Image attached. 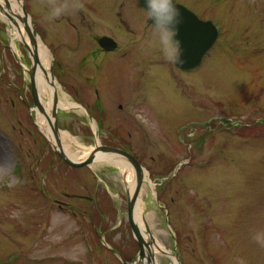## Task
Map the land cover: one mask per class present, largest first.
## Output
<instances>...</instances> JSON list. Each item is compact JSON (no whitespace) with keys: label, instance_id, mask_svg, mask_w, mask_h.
Listing matches in <instances>:
<instances>
[{"label":"rangeland","instance_id":"obj_1","mask_svg":"<svg viewBox=\"0 0 264 264\" xmlns=\"http://www.w3.org/2000/svg\"><path fill=\"white\" fill-rule=\"evenodd\" d=\"M25 1L58 97L83 107L57 109L63 148L79 160L96 141L131 154L145 170L138 199L150 233L181 264H264V0H175L220 31L193 73L166 57L140 0ZM62 15L115 37L120 51L109 59L123 57L89 66L85 91L72 90L84 80L59 60L75 68L95 44L86 29L78 36L59 25ZM8 30L0 17V264L132 263L133 179L108 164L73 169L55 155L29 109L28 51L19 43L15 56ZM152 252L156 264H174Z\"/></svg>","mask_w":264,"mask_h":264},{"label":"water","instance_id":"obj_2","mask_svg":"<svg viewBox=\"0 0 264 264\" xmlns=\"http://www.w3.org/2000/svg\"><path fill=\"white\" fill-rule=\"evenodd\" d=\"M3 1L5 3L6 11L0 7V12L5 17H7L8 20L15 27H17L16 19L21 21L23 23L25 32L30 38L32 47L26 46V48L28 50L31 59V66L27 71V73L31 81L32 95H33L35 108L38 109L43 119L51 127L54 143L52 142L49 143L53 151L67 165L73 168H82L84 166H89L95 162V157L97 154L104 153L124 160L133 169L135 174V186L133 192L131 194L128 193V197H127L128 221L131 227L133 237L140 247L138 259L143 264H154V257L151 253V246L153 245L154 241L153 238L151 237L150 231L148 227H146V232L149 238V241L147 243L143 240L140 228L134 220L135 205L137 203L138 194L144 182V169L130 154L121 151L119 149L117 150L110 147L102 146L99 144V142L95 143L94 151H92L87 157H85L82 160L73 161L70 160L65 155L61 145V140L59 135L60 131L57 125V108H56L57 96H55L54 102L56 104L51 113L52 121L47 117L44 108L38 102L35 77H36L37 69L39 67L41 68V62L39 59V50H38L37 41L34 38L35 33L31 31L32 25L30 23V18L25 11L23 0H15L17 2L20 1L21 15H17L11 10V7L7 0H3ZM141 5L147 10V5L145 3V0H141ZM175 5L177 9H179L180 21H181L175 35L177 36L176 39L180 40L181 49H182L180 62H176V65L183 70H189L199 65L203 55L213 46L214 42L216 41L218 33L216 28L213 26L211 22H202L193 13L188 11L183 6L178 4ZM149 24H152L151 20L149 21ZM99 43L101 47L104 48L106 51H112L115 49V44L112 45L111 44L112 41L107 38L101 39ZM90 121L93 123L91 118ZM176 259L178 260L177 257Z\"/></svg>","mask_w":264,"mask_h":264},{"label":"bare ground","instance_id":"obj_3","mask_svg":"<svg viewBox=\"0 0 264 264\" xmlns=\"http://www.w3.org/2000/svg\"><path fill=\"white\" fill-rule=\"evenodd\" d=\"M27 2V1H26ZM25 2V4H26ZM10 7L12 8L13 12L16 13L17 15H20V1H15V0H9ZM2 5V4H1ZM3 6V5H2ZM1 6V7H2ZM5 7V6H4ZM0 17L8 22L9 24V30L8 33L10 35V44H11V49L15 56L19 57L21 54V51L19 49L18 44L21 43L24 46L32 47L30 38L28 37L27 33L24 30L23 23L16 19L17 22V27H15L11 22L7 20V18L0 13ZM39 50V58L42 62L43 67L38 68L37 73H36V84L38 88V93L41 99V102L44 104V109L47 117L52 121V110L54 109L55 106V96L57 95L59 90L61 91L58 82L52 78L51 73L49 72L48 68L51 65V60H50V55L48 51L45 48H40L38 47ZM22 65V64H21ZM23 68L28 69L27 66L22 65ZM47 72H45V70ZM56 108L60 110H65V111H71V110H81L79 105L72 103L67 99V96L65 93H63V98L58 97V101L56 104ZM43 119V118H42ZM44 120V119H43ZM40 128L42 129L43 132H45L46 136L48 139L54 143V139L51 133V127L48 125L47 122L43 121L39 123ZM65 138L70 139L69 135H64ZM73 140V139H71ZM74 141V140H73ZM75 142V141H74ZM65 155L70 159L74 161H78L79 159H76L75 155L70 153L68 150L64 148ZM95 162L98 164H108V165H113L117 167L120 170V173L129 176L131 179H133L131 182L127 184V188L129 193L131 194L134 190L135 182H134V173L130 166L122 159L110 156L104 153H99L95 157ZM143 200L138 199L135 209H134V220L137 222V225L140 228L142 237L145 241H149L148 235L146 233V222L147 218L144 217V212L145 210L142 207ZM153 241L155 244L152 247V250L157 251V248L164 249L162 245L159 243V241L155 238H153ZM174 264H176L175 259L173 258Z\"/></svg>","mask_w":264,"mask_h":264},{"label":"flooded vegetation","instance_id":"obj_4","mask_svg":"<svg viewBox=\"0 0 264 264\" xmlns=\"http://www.w3.org/2000/svg\"><path fill=\"white\" fill-rule=\"evenodd\" d=\"M65 21L68 22L69 26L67 24H65L64 28L67 29V31L69 33H74L76 35H80V31L83 32V29H86L87 32L89 31V33L91 34L92 38H93V41H94V44H95V48H93L91 51H86L84 53V56L81 57L79 59V61L75 62V64L77 66H75V68H69L68 65L65 64V62L69 61V58H65L63 57V59L61 58V61L59 60L60 62V67L62 66L65 70H66V74L69 75V76H79V77H82V80H84L81 84H77L75 79H74V85H72V90H74L75 88V91H81L80 87L85 91V89H87V87H90L91 84L94 83V80H93V77H89L87 78V76H91V73H92V70L89 66H93L94 68V71H98V70H101L102 67H106V66H112L114 62H120V60L123 59V57H116V58H111L109 59V57L111 55H113V57L119 53L118 51H120V48L118 46V43L116 42V39L115 37L113 36H96V34H94L95 32V27L92 25H84L83 28L81 25H77V26H74V25H71L70 24V19L65 16V15H62L61 18L59 19V21H57L58 23H60L59 25H61V23ZM60 27V26H59ZM55 28L57 27H54L53 28V33L57 32L55 30ZM58 33H60L58 31ZM93 34V35H92ZM103 37H107V38H111L113 39L116 43H117V46H116V49L113 51V52H105L102 48H100L99 46V40ZM133 59V58H131ZM136 69H140V68H136ZM140 71V70H139ZM140 78L142 79L143 76L145 74H140ZM145 80V79H143ZM75 85L77 87H75ZM95 85V84H94ZM95 91L97 92L98 89L95 88ZM119 109L121 110L122 109V106H119ZM57 206L59 209L61 210H69V206L68 204H65V203H62L60 201H57ZM74 216H76V213H73Z\"/></svg>","mask_w":264,"mask_h":264},{"label":"clouds","instance_id":"obj_5","mask_svg":"<svg viewBox=\"0 0 264 264\" xmlns=\"http://www.w3.org/2000/svg\"><path fill=\"white\" fill-rule=\"evenodd\" d=\"M147 12L154 27V35L162 45L166 57L180 62L181 42L175 33L180 25V12L173 0H145Z\"/></svg>","mask_w":264,"mask_h":264}]
</instances>
